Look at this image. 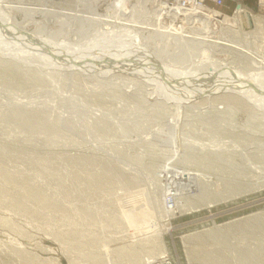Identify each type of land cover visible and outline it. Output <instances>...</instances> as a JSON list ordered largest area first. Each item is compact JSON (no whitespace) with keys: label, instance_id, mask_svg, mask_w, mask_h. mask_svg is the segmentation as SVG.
Returning <instances> with one entry per match:
<instances>
[{"label":"rangeland","instance_id":"1","mask_svg":"<svg viewBox=\"0 0 264 264\" xmlns=\"http://www.w3.org/2000/svg\"><path fill=\"white\" fill-rule=\"evenodd\" d=\"M0 1L52 15L5 8L0 17V32L15 34L0 45V264H264V113L252 101L209 99L207 85L193 87L197 80L190 79L193 66L264 73V0L207 4L229 18L241 4L261 23L252 36L225 34L232 48H203L194 40V58L186 53L194 42L154 18L155 0H132L131 12L148 23L144 37L157 38L148 44L143 37L163 58L156 62L172 68L171 81L191 80L174 87L162 74L167 93L160 88L159 98L149 97L155 87L141 73L157 72L120 53L106 59L105 48L89 45L98 32L129 28L64 17L106 21L113 0H100L98 9L93 0ZM213 22L217 31L232 26ZM200 31L190 38H202ZM24 32L67 41L64 55L90 61L55 59L59 50L42 51ZM227 106L234 115L220 114ZM21 112L37 122L58 121L59 131L27 124ZM3 148L14 155L4 157Z\"/></svg>","mask_w":264,"mask_h":264},{"label":"bare ground","instance_id":"2","mask_svg":"<svg viewBox=\"0 0 264 264\" xmlns=\"http://www.w3.org/2000/svg\"><path fill=\"white\" fill-rule=\"evenodd\" d=\"M100 0H93V5H91L92 8H97L98 9V2ZM107 1V0H105ZM168 0H155L156 4L158 5V7L156 8V10H158V13L156 12V15L154 18H156L157 22H160L163 23L166 22L168 24V27L169 29L171 30H175L176 32H178V35H179V39L181 40H185L187 42H194L197 41L196 43H201V47H205V48H229L231 47L230 46V41L228 39H226V35H230V34H234V36L236 37L237 36V32L239 33H243V36L244 37H248V36H252L253 33H255L256 31H258V27L261 23V21L256 17L254 16L252 13H250L249 11H247L241 4L238 5V7L236 8V11H235V14L233 17L229 18V17H224L222 14H218L217 12L215 11H207V6L206 5H203V6H197V5H191V7H184L183 6V2L186 1V2H189L190 0H173V3L175 5L174 8H169L168 7V3H167ZM131 2L132 0H113V3L110 4V7H109V10H108V14L105 15L107 18V20H102V19H98V18H85V17H82V16H73V15H67V14H64L65 18H69L70 20L71 19H74V20H83L85 22H88V23H93V24H102L104 22H107L108 25H111L113 26L112 29H121V28H124L125 29H128L129 28V32H125L120 34L121 31L119 33H117V31L115 32L114 31V34L117 33L119 35H112L110 33H99L98 31V36L94 37L93 38V42L89 43V45H92L93 47L96 46V50L97 48H102L101 50H103L105 48V51H104V55H106V59H108L111 55L115 56L116 54L120 53V55H125V56H122L120 57V59H125L126 57L127 58H131V59H135L137 60V62H135L136 64L139 63L140 65H142L144 69H146L147 71H154L157 72V73H160V74H149L147 73L146 75V71L145 70H142L141 73H143V78L145 81H148V83H153L152 85L155 87V89L153 88L152 92L148 93L149 97H153L152 95H154V97H156V95L158 96L159 98V94L163 95L164 92L165 94L167 93L166 90H164L165 88L160 85L163 80H162V74H163V77L169 81L170 83H172L174 85V87H181V85H183L184 88L188 87L190 84L189 82L191 81L190 79L192 80H197V81H194V83L192 84L193 87H194V84H202V85H207L205 88H206V93H212L213 95L211 96H207V98H216L217 100H229V101H232L233 103L236 102V104H241L243 101H252L253 104L255 105L256 108H258L259 110H261L263 113H264V73H252L251 71H243L239 68H234L232 69L231 67H227L226 69H224V67L222 68H216L214 67V72L212 73H207V71L209 70V68L206 66L205 67H192L193 68V71H191L190 73H193L191 75V78L184 82L183 84L181 83H177L175 81H171V76H169V74L172 73V68L171 69H166V67H162V65H159V63L156 62V59H158L157 61L161 62V60H163V58H159L158 56L160 55V53L158 54V52L156 51V55H154V53L148 49L149 47L146 45V42H144L145 40L143 39L144 37V34L142 33V31H144V27L143 25H147L148 23L142 21L140 18H142V16L140 17L138 14L137 15H134L131 10H132V6H131ZM140 1H138V4H139ZM167 3V4H166ZM221 5V4H220ZM10 6V5H9ZM7 7L5 5L4 2L0 1V17H5L6 13L3 12V10L5 8H9V9H25L26 11H28L29 13H37V12H41V13H49L50 14V11L48 10H37V9H32V8H21V7ZM189 6V5H188ZM173 7V6H172ZM15 9V10H16ZM44 11V12H43ZM96 11V10H95ZM94 12V11H92ZM207 12H210V13H207ZM53 13V12H52ZM34 14V13H33ZM129 14V16H128ZM210 14V15H209ZM248 14L251 15L252 17V20H253V23H254V28L253 30L250 31H246L243 27V24H242V18L245 16H247ZM51 15V14H50ZM55 15V13H54ZM144 15V14H143ZM52 16V15H51ZM144 17V16H143ZM129 18V19H128ZM145 18V17H144ZM149 18V17H147ZM7 19V18H5ZM247 19V17H246ZM9 21V19H7ZM213 21H217L219 22L220 24L219 25H223V22H224V25L226 24H232V26H230L229 28V32L227 29L225 28H222V30L220 31H217L216 30V23H214ZM21 23V22H20ZM124 23V24H123ZM94 25V26H95ZM107 25V27H108ZM152 25V24H151ZM166 25V24H164ZM187 25H192V28L191 30L192 31H187L186 30V26ZM262 25V24H261ZM241 26V27H240ZM110 27V26H109ZM142 27V28H140ZM104 27H102L103 29ZM159 28V27H158ZM203 31H200V33L197 34V36H200L202 38H190L189 35L193 36L195 34H193V30H199L201 29ZM1 29H4V27L0 26V31ZM70 29V28H69ZM101 29V28H100ZM111 29V30H112ZM168 29V30H169ZM94 30V28H93ZM110 30V32H111ZM155 30V29H154ZM157 30V29H156ZM105 31V30H104ZM109 32V30H107ZM113 31V30H112ZM123 31V30H122ZM140 31L143 35L141 36V34L138 32ZM11 32H14V31H11ZM10 32V33H11ZM149 32V31H147ZM196 32V31H195ZM25 33V32H24ZM20 33L22 37H27L29 38L30 40H28L27 42H29L30 44L32 42H35L33 43V45H36L37 47H42V51L44 52H57V50H59L57 52L58 56L52 54V56L55 57V59H59L60 56H61V61H71L72 63H75L78 61V63H84V64H87L90 59L88 61H85V60H82L84 58H78V59H75V58H69L67 57V55H64L67 50L66 49H70L68 48L71 47L70 45L65 44L67 41H65L64 44H61V43H58V44H61L59 46H57L58 44H55L54 42H52L51 40H44V39H41L38 37V35L36 34H29V33ZM93 33V32H92ZM113 33V32H112ZM185 33H187L188 35H184ZM19 34V33H18ZM23 34V35H22ZM109 34V35H108ZM148 34V33H147ZM153 34V32L151 33ZM226 34V35H225ZM15 34H2L0 32V45H3L4 44H1V43H5V40L7 41H11L12 39L11 38H15L14 37ZM24 35H28V36H24ZM90 35V34H89ZM93 36V35H92ZM95 36V35H94ZM113 36V37H112ZM148 36V35H147ZM233 36V35H232ZM231 36V37H232ZM91 37V36H90ZM146 37V36H145ZM144 37V38H145ZM157 37V36H156ZM103 39H107V41L105 40H102ZM227 38H230V36H228ZM94 39H98V40H94ZM124 39H129V42L128 40L124 41ZM146 40H148V44H150V42L154 39H157L155 37H153L152 35L149 36V37H146L145 38ZM192 39V41L190 40ZM4 40V42H3ZM117 40V41H116ZM119 40V41H118ZM123 40V41H122ZM234 40V39H233ZM2 41V42H1ZM17 42H20L17 41ZM57 42V41H56ZM59 42V41H58ZM62 42V41H61ZM108 42V43H107ZM154 42V41H152ZM14 43V42H13ZM28 43V44H29ZM155 43V42H154ZM29 44V45H30ZM84 44V43H83ZM86 44V43H85ZM186 44V43H185ZM195 44L194 43H189V45L187 47V50H186V53L188 54V56L192 53L191 51H193V54H195L194 50L192 49V47L189 48L190 45H193ZM236 44V43H235ZM19 45V44H18ZM32 45V46H33ZM235 46V45H234ZM240 46V45H239ZM2 47V46H1ZM35 47V46H34ZM57 47V48H55ZM64 47H67V48H64ZM113 47V50L111 49ZM119 48V49H116ZM153 47V46H152ZM242 47V46H241ZM32 48V47H31ZM91 48V46H90ZM232 48V47H231ZM36 49V48H34ZM111 49V50H110ZM127 49H129L127 51ZM155 49V47H154ZM153 49V51H154ZM234 49V48H233ZM238 49V48H237ZM246 49V48H245ZM40 50V52H41ZM121 50V51H120ZM34 51V50H33ZM32 51V52H33ZM74 51V50H72ZM76 51V50H75ZM90 51V50H89ZM95 51V50H94ZM99 53H100V49L98 50ZM120 51V52H119ZM206 51V50H205ZM216 51V50H215ZM243 51V50H242ZM102 52V51H101ZM122 52V53H121ZM209 52V51H208ZM213 52V51H211ZM18 53V52H17ZM43 53V52H41ZM71 53V52H70ZM73 53V52H72ZM76 53V52H75ZM80 52H78L77 54H79ZM95 53V52H94ZM98 53V52H97ZM167 53V52H166ZM240 53V50L239 52ZM244 52H242L243 54ZM248 53V52H247ZM245 53V54H247ZM28 54V53H27ZM49 54V55H50ZM67 54V53H66ZM82 54V53H81ZM96 54V53H95ZM102 54V55H103ZM193 54H191V56L193 57ZM211 54V53H210ZM241 54V55H242ZM70 56V55H69ZM101 56V54H100ZM190 56V57H191ZM195 56V55H194ZM206 56H209V55H206ZM46 57V56H45ZM44 57V58H45ZM84 57V56H83ZM190 57H186V59L190 58ZM46 58H49L48 56ZM112 58V57H111ZM156 58V59H154ZM194 58V57H193ZM161 59V60H160ZM196 59V58H195ZM76 60V61H75ZM105 60V59H104ZM198 60V59H197ZM57 61V60H56ZM59 61V60H58ZM60 61V63H61ZM127 61V59H126ZM126 61H124L126 63ZM167 61V60H166ZM189 61V60H187ZM193 61V60H192ZM213 61V60H212ZM54 62V61H53ZM69 62V63H71ZM118 62V61H117ZM120 62V61H119ZM123 62V63H124ZM129 62V61H128ZM59 63V62H58ZM65 63V62H64ZM132 63V62H131ZM154 63V65H153ZM83 64V65H84ZM118 64V63H117ZM134 64V63H132ZM214 64V63H213ZM216 64V63H215ZM214 64V65H215ZM69 65V64H68ZM212 65V64H211ZM221 65V64H220ZM82 66V65H81ZM125 67V66H124ZM173 67V66H172ZM127 68V67H126ZM141 68V69H142ZM132 69V68H131ZM138 69V68H137ZM180 69V68H179ZM256 69V68H255ZM174 70V69H173ZM211 70V69H210ZM260 70V69H259ZM132 71V70H131ZM145 71V72H144ZM183 71V69H182ZM222 71V72H221ZM165 72V73H164ZM198 72V73H197ZM242 74V75H241ZM186 75L189 76V73H187ZM241 75V76H240ZM146 78H145V77ZM161 76V77H160ZM174 78V76H173ZM178 78V77H177ZM210 78H214L215 81L214 82H210V84L208 83L207 80H209ZM183 79V78H182ZM180 78V80H182ZM239 79V80H238ZM201 81V82H199ZM168 85V83H166ZM147 85V84H146ZM199 85V86H200ZM169 87V85H168ZM198 87V86H197ZM160 88L164 91V92H161ZM164 88V89H163ZM170 88V87H169ZM199 88V87H198ZM203 88V87H202ZM250 88H253V90H251ZM256 88V89H255ZM204 90V89H203ZM255 90V91H254ZM201 91V90H200ZM220 91V92H218ZM246 91H248L249 93H247ZM196 92H199L196 91ZM205 92V90H204ZM218 92V93H217ZM147 93V92H146ZM215 93V94H214ZM147 95V94H146ZM161 95V96H162ZM160 96V98H161ZM171 95H169V99L172 100V98H170ZM147 97V96H146ZM168 96H165V99H167ZM202 97L200 96V98H194L192 100H199L201 99ZM164 99V101H165ZM146 100H149L148 97ZM161 100V99H160ZM152 101V100H151ZM167 101V100H166ZM210 101V100H209ZM231 102V103H232ZM218 103V102H217ZM230 103V102H229ZM216 104V102H215ZM246 104V103H245ZM252 104V105H253ZM229 106V104H228ZM225 108V111H223L222 113L220 114H223V115H234L235 113V108H232V107H228ZM236 106H239V105H236ZM245 106V105H244ZM219 109V108H218ZM237 109V108H236ZM249 110V109H248ZM249 112V111H248ZM19 114V113H18ZM21 114H25V118L27 120V124H30V125H34V126H37L39 128H45V130L50 133V134H53V133H56L57 134V131H59V125H61V123L59 124L58 121H53L54 123L51 124L52 121H49V119L47 118H42V121H36V118H33L31 117V115L27 114V113H22ZM206 118V117H205ZM258 118V117H256ZM59 119V118H58ZM223 119V118H222ZM235 119V118H234ZM62 121V119H60ZM59 120V121H60ZM231 120V119H230ZM252 120V119H251ZM218 121V119L216 120ZM225 121V120H224ZM233 121V120H232ZM235 121V120H234ZM250 121V120H249ZM66 122H69V121H66ZM219 122V121H218ZM24 123V124H26ZM220 123V122H219ZM218 123V124H219ZM223 123V122H222ZM221 123V124H222ZM63 124V122H62ZM64 124H66L64 122ZM220 124V125H221ZM247 124V122H246ZM73 125V124H71ZM70 125V126H71ZM75 125V124H74ZM71 126V127H74ZM224 125V124H223ZM230 125V124H229ZM228 125V126H229ZM244 125V124H242ZM250 125V124H249ZM67 126V124H66ZM68 127V128H71V127ZM76 126V125H75ZM222 126V125H221ZM245 126V125H244ZM224 128V126H222ZM247 127V126H246ZM262 127V126H261ZM64 128V127H62ZM67 128V127H66ZM67 128V129H68ZM232 128V127H230ZM235 128V127H234ZM244 129V128H243ZM257 129V128H256ZM215 130V129H214ZM221 130V129H220ZM246 130V129H245ZM254 130V129H253ZM78 131V130H77ZM73 132V131H72ZM225 132V131H224ZM229 132V131H228ZM243 132V131H242ZM74 133V132H73ZM83 139V138H82ZM238 139V138H237ZM245 139V137H244ZM243 139V140H244ZM249 139H251L249 137ZM248 140V138H247ZM246 140V141H247ZM3 151V156L4 157H11L12 155H14V151L13 149L11 148H3L2 149ZM217 153V151H216ZM264 156V155H263ZM28 159H30L31 161H33V163L35 162L33 159L30 158V156H26ZM223 157V156H222ZM205 159V158H204ZM203 159V160H204ZM221 160V159H219ZM74 161V160H72ZM225 161V160H224ZM264 162V161H263ZM76 164H78V160L75 161ZM100 164V163H99ZM199 164V163H198ZM102 165V164H101ZM43 169L44 170H50V165L49 163H45V164H42ZM224 166V165H223ZM198 167V165H197ZM220 167V166H218ZM43 173V172H42ZM8 176V174H7ZM11 177V176H10ZM75 177V176H74ZM93 179V178H92ZM70 181V179H69ZM95 181V180H94ZM191 182V181H190ZM96 183V182H95ZM173 181H171L169 183V186H168V190L171 192L172 188L174 187V185L172 184ZM194 183L196 186L200 183V178H194V181L192 182ZM175 188V187H174ZM112 192V191H111ZM36 196V195H35ZM37 197V196H36ZM141 199V198H140ZM257 221V220H256ZM255 221V223H256ZM246 231V230H245ZM264 233V232H263ZM264 245V244H263ZM259 254V253H258ZM259 259V258H258ZM252 263V262H251Z\"/></svg>","mask_w":264,"mask_h":264},{"label":"built area","instance_id":"3","mask_svg":"<svg viewBox=\"0 0 264 264\" xmlns=\"http://www.w3.org/2000/svg\"><path fill=\"white\" fill-rule=\"evenodd\" d=\"M225 0H190L189 2L184 1L183 6L184 7H191V5H197V6H203L207 5L209 3H214V4H223ZM189 5V6H188Z\"/></svg>","mask_w":264,"mask_h":264},{"label":"water","instance_id":"4","mask_svg":"<svg viewBox=\"0 0 264 264\" xmlns=\"http://www.w3.org/2000/svg\"><path fill=\"white\" fill-rule=\"evenodd\" d=\"M247 17V19H246ZM244 16L242 18V24H243V28L246 30V31H251L253 30L254 28V23H253V20H252V17L250 14H248L247 16Z\"/></svg>","mask_w":264,"mask_h":264}]
</instances>
